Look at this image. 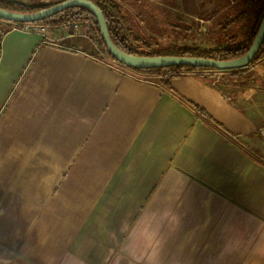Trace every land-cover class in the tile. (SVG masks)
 <instances>
[{
	"label": "crops",
	"instance_id": "crops-1",
	"mask_svg": "<svg viewBox=\"0 0 264 264\" xmlns=\"http://www.w3.org/2000/svg\"><path fill=\"white\" fill-rule=\"evenodd\" d=\"M115 1L146 44L229 0ZM91 52L3 38L0 264H264V117L196 75L170 93Z\"/></svg>",
	"mask_w": 264,
	"mask_h": 264
},
{
	"label": "rangeland",
	"instance_id": "rangeland-1",
	"mask_svg": "<svg viewBox=\"0 0 264 264\" xmlns=\"http://www.w3.org/2000/svg\"><path fill=\"white\" fill-rule=\"evenodd\" d=\"M62 1L65 0H28V7L51 6ZM234 3L230 0L227 1L225 7H228V9L222 13L218 9L223 7L217 4L218 6L211 8L213 11L210 14L199 15L198 18L201 17L205 22L208 21L206 25L201 27V31L199 30L200 23L191 17L187 20L181 19L179 24L171 30H169L171 26L167 24L162 25L159 32L155 30V27H149V32H143L142 36L144 35V37L141 41H145L148 46L152 42L156 43L155 47L157 46V48H154L149 53L161 51L163 54L170 51V46H177V44L185 45L182 48L179 47L181 49L213 52L232 45L234 44L233 42L244 43V35L248 30L250 31L251 25L255 24L256 27L261 18L264 0H254L252 2L248 0L245 3ZM232 17L235 18L232 20ZM175 28H179L180 31L174 30ZM152 34H158L160 37L164 35L168 39L163 41L157 35ZM158 39L162 41L161 46L157 45ZM83 40H85L86 44L91 43L89 40ZM195 44L200 45V47L192 48L191 45ZM231 71L206 72L205 76L209 85L216 88L218 84L223 83L222 90H218L224 96L236 102L237 105L244 108L247 112L252 113L259 121H262L264 117V56L246 68L236 72ZM154 77V75H148V80Z\"/></svg>",
	"mask_w": 264,
	"mask_h": 264
},
{
	"label": "trees",
	"instance_id": "trees-1",
	"mask_svg": "<svg viewBox=\"0 0 264 264\" xmlns=\"http://www.w3.org/2000/svg\"><path fill=\"white\" fill-rule=\"evenodd\" d=\"M93 1L97 3V5L103 11V14L107 21L111 38L113 39L115 44L123 51L129 54L139 55V56L172 55V56H195L202 58H211L221 61L233 60L241 57L249 50V48L251 47L254 41L256 33L259 29L261 20L264 17V8H263L261 18L258 21L253 32L250 33L249 42L247 44L233 42L234 44L226 46L224 48H221L213 52H203L197 49H181L179 48L180 46L177 45V46H170L169 49L170 51H167L164 54L161 51L156 53H149L134 48V45L138 47H150V45L148 46L145 43L142 44L140 42V39L135 37L133 30L127 25L125 17L122 15L121 6L115 0H93ZM0 7L16 12L31 13V12H37L43 10L45 8H48L49 6L42 5L36 7H24L19 5L5 4V5H0ZM201 15L203 16L205 14L203 13ZM82 20L90 21L93 25L92 39L98 50L92 46V52L90 53L91 56H93L95 59L108 66H111V62L116 63L118 66L122 67L123 69L129 70L138 76L148 77V75L149 76L154 75L155 76L154 78H149V80L148 79L146 80L158 85L159 87L170 93H171V81L174 78L185 75H196L197 77L208 81L205 76L206 72L211 73V72L220 71L212 68H194V67H184V66H176L165 69H151V70H135L125 67L124 65L117 62L105 47L96 18L91 13H89L88 11L82 8H72L65 10L59 14H56L51 18H48L38 23L61 25L66 22L82 21ZM3 32L4 30H1V35L3 34ZM100 53H103L106 59H103ZM262 56H264V44L259 54L252 63L258 61ZM237 70H241V69H236L235 71H231V70H223V71L236 72ZM222 87H223V83L217 85V88L220 90H222Z\"/></svg>",
	"mask_w": 264,
	"mask_h": 264
},
{
	"label": "water",
	"instance_id": "water-1",
	"mask_svg": "<svg viewBox=\"0 0 264 264\" xmlns=\"http://www.w3.org/2000/svg\"><path fill=\"white\" fill-rule=\"evenodd\" d=\"M82 8L97 20L105 47L112 57L125 67L135 70L165 69L176 66L212 68L216 70H236L248 67L259 54L264 44V17L249 50L239 58L221 61L195 56H139L120 49L111 38L103 11L93 0H65L37 12H16L0 7V19L14 23H36L44 21L65 10Z\"/></svg>",
	"mask_w": 264,
	"mask_h": 264
},
{
	"label": "built area",
	"instance_id": "built-area-1",
	"mask_svg": "<svg viewBox=\"0 0 264 264\" xmlns=\"http://www.w3.org/2000/svg\"><path fill=\"white\" fill-rule=\"evenodd\" d=\"M5 4H12V5H19L28 7V0H0V5ZM195 21L200 23L198 29L201 31V27L206 25L207 22L204 21V19L195 17ZM92 23L87 20L82 21H72V22H66L61 25H53V24H43V23H13L8 22L5 20L0 19V56H1V47L3 38L5 35L9 32H20L24 34L29 35H36L39 36L45 43L49 44H57L60 42H63L69 38H80V39H86L89 40L92 45L97 49L96 45L94 44V41L92 39ZM1 30H4L3 34L1 35ZM181 48L185 45H178ZM192 48H199L200 45H191ZM134 48L141 51L146 52H152L151 50H154L155 47H138L134 45ZM98 50V49H97ZM101 57L103 59L105 58V55L103 53H100ZM117 65L116 63L111 62V66ZM137 78L141 79H148L146 76H138L135 75Z\"/></svg>",
	"mask_w": 264,
	"mask_h": 264
}]
</instances>
